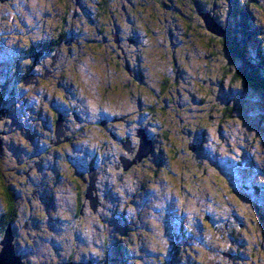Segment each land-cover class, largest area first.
Wrapping results in <instances>:
<instances>
[{"label":"rangeland","instance_id":"1","mask_svg":"<svg viewBox=\"0 0 264 264\" xmlns=\"http://www.w3.org/2000/svg\"><path fill=\"white\" fill-rule=\"evenodd\" d=\"M216 2L0 0V91L5 88V75L18 84L24 73L26 86L18 92L22 93L17 101L20 107L28 98L35 105L33 112L40 107L49 119H56V128L49 125L40 129V137L33 136L34 141L43 143V137L46 139L52 129L57 138L61 136L65 117L56 116L50 104L57 102V96L65 95L86 125L92 124L89 141L107 143L106 160L117 163L115 171L111 165L105 166L110 184L109 176L105 178L97 172L94 182L86 179L88 187L67 170L61 178L59 172L47 166L44 171H36L32 177L36 185L57 196L54 208L48 203L33 206L34 216L47 211V222L45 217L43 222L36 221L27 205L28 190L31 194L35 186L26 191L15 190L21 195V222L29 220L31 226L23 224L20 231L8 229L11 245L23 263L95 264L92 260L102 250L106 255L104 264H158L159 254L168 248L171 264H202L200 261L210 257L214 249V256L219 257L216 263L264 264V90L235 82L234 70L239 62L230 60L220 38L207 29V25L220 28L213 15L219 16L226 28H233L235 18L241 17L239 9L248 2L240 0L235 6L231 0ZM248 10L252 27H259V38L251 39L250 44L252 56L257 57V47L264 52V0L249 3ZM64 30L66 33L61 34ZM59 36L64 44L61 51L56 47L54 55L59 51L60 64L65 65L61 73L53 72L45 57L34 60L32 55L22 54L31 44L57 41ZM116 40L123 43L119 45L122 50ZM133 40L138 44H133ZM203 100L205 104L201 105ZM226 103L232 106V117L224 111ZM154 106L156 113L152 111ZM100 108L110 110L112 113H108L117 118L125 117L126 121H111L104 129L96 124L103 114L98 112ZM20 111L26 114L25 122H32L35 128L42 125L38 119L31 120L39 116H32L30 106ZM71 121V128L77 129L76 121ZM25 122L20 119L6 126L0 120V141L7 147V160L4 166L0 164V217L7 205L5 187L13 185L12 173L5 169L15 164L12 157H23L20 150L28 144L32 159L38 161L42 157L30 138L22 136L24 131L18 126H28ZM141 129L147 137H139ZM111 133L119 139L128 136L129 141L123 145L133 148L132 155H127ZM80 134L83 133H76ZM144 141L143 149L149 152L153 147L157 154L138 167L130 166L127 175L121 177L123 180L116 179L115 173L125 170L121 156L134 161L131 156L134 152L137 156ZM55 149L58 150L53 153L58 158L63 146ZM78 151L82 157L88 153L83 148L73 153ZM45 157L49 163L56 161L50 154ZM29 162L32 168L39 166L33 160ZM14 179L29 183L25 176ZM91 182L92 188H100L99 193H103L102 188L111 187L110 193H105L108 198L104 205L106 208L109 204L107 210L117 218L109 222L107 230L112 233L106 245L99 237L97 223L101 209L93 212L85 207L78 232L72 214L66 212L68 206L85 201L82 191L89 189ZM120 216L131 220L130 227L124 225ZM187 216L189 221L184 222ZM182 225L190 232L187 239L178 236ZM6 233L0 237V253ZM73 234L78 237L73 238ZM74 241L82 246L71 252L70 243ZM204 247L207 254L194 252ZM170 248L181 252L189 249L196 256L184 253L183 261L178 262L173 260L177 254Z\"/></svg>","mask_w":264,"mask_h":264},{"label":"trees","instance_id":"2","mask_svg":"<svg viewBox=\"0 0 264 264\" xmlns=\"http://www.w3.org/2000/svg\"><path fill=\"white\" fill-rule=\"evenodd\" d=\"M213 1L216 2V0H213ZM224 1L226 2V0H224ZM258 1L259 0H247L248 3L244 6H242L243 8L239 9V15H241V17L239 18V16H238V18H235L236 23H235V26L233 28H231V27L226 28L223 24V21L219 19V16L213 15V17L215 19V22L224 31L223 36H218L220 38L221 43H222V47H224V50L228 53L231 61H234L235 63L239 62V66H237V68L234 70L235 82L240 81V82H242V85L244 87H249L250 89L262 91V90H264V52L262 51V47H257V48H259L256 51L257 57H254L251 54V51H250L251 50L250 44L252 43L251 39L259 38V36H258V30H259L258 28L259 27L258 26L252 27V23H251L252 17L249 16V14H251V13L248 10L249 3L257 4ZM231 2L235 6V5H239L240 0H231ZM213 4L214 3H212L210 5H213ZM198 6L199 5H197V10L200 11ZM210 14H212V13H210ZM65 33H66V30H64L61 34H65ZM255 33H256V37L254 36ZM116 45H118V46L123 45V43L122 42H118V43L116 42ZM56 46H59V45H57V44L51 45V44H48L47 42H43L41 44L35 45L34 47H28L27 50H28V54L32 55L35 59L36 58L38 59L40 57H41V59H43L44 57L47 58L48 59L47 62L49 64L50 60L48 57L55 52ZM119 48L121 49L120 46H119ZM126 59H128V58L126 57ZM29 61L32 62L33 59H29ZM30 66H31V64L27 65L28 68H30ZM134 75L136 76V74H134ZM5 77L7 78L6 80L3 81L5 88H2L0 91V110H2V112H4V113L7 110L8 111H7L6 115H3V114L0 115V118H1L0 120L3 121V123L6 126H8L7 125L8 122H11V121L17 122V120L20 121V119L25 122V119H27V118H25L26 114H23L20 111V109L23 108V109L28 110V107H27L28 103L24 101L23 105L20 107V105L17 102L21 99L20 96H22V93L19 95L18 92L25 89V86H26V84L23 81L24 79L23 80L20 79V81L16 80L18 82V84H16V83L14 84L15 79L14 80L12 79L10 81V79H9L10 76L5 75ZM19 85H21L22 88H21V86L19 87ZM3 94H6V97L3 96ZM245 96H246V94H245ZM59 98L61 99V105L58 104V107L56 108V110L55 109H53V110H54L56 116L61 115L63 112V115L65 117V124L68 125V127L70 129H72L71 125H73V123L71 121V118H73V114L70 111V109H72V107L70 106V103L67 99V96L60 95ZM23 99H24V97H23ZM201 102H202L201 105L205 104L204 100ZM18 105H19V107H18ZM223 106L225 108L224 111L228 113L229 117H232V115H233L232 106H230L228 103H226V105H223ZM155 109H156V107L154 106L152 108V111L154 113H156ZM63 115H62V117H63ZM26 122H27L28 126H25V125L24 126H22V125L18 126L17 125L18 127L22 128V131H24V132H21L22 136H27V138H30L29 139L31 141L30 143L37 150V153H38V151L42 152L43 151L41 149L42 147L37 148L35 141L33 139V136L38 135L39 130L43 129V127H41L42 125L40 126V124H39V125H37V128H35V127H33L34 126L33 124H32L33 126H31L30 124H28V121H26ZM134 122H135V126L138 125V123H136V121H134ZM54 125L55 124L53 123V127H54ZM91 126H92V124L86 125V122L84 124L78 123L77 129L75 130L74 134H71V136H70L67 133H64L63 139L59 140V142H66L67 144L65 143V146H63V150L59 151L60 154L57 153L59 155V156L57 155L58 158H55L54 154L56 155V153H53V151L57 152L56 150H58V149H56V150L50 149V147L53 146L54 144H56V141H57V140H55V138H53L52 133H48V136L45 139V143H46L45 145L48 146L47 149H49V151L47 153H45L43 151L44 153L42 152V157L38 158L37 159L38 161L35 160L36 158L35 159L31 158V155L33 154V152L30 151V149H29L30 144H28L27 148L20 150L21 154H24L23 157H20V156L12 157V158H14L13 163H15V164L11 165L10 168L5 166V167H7V168H5L6 172L8 173V171L10 170L12 173V182H13L12 184L13 185L11 187H8V186L5 187L4 201L7 205H6L5 211L2 213V215L0 217V237L1 238L4 236L6 231L10 228H13V229H16L17 231H20L19 229L23 227L22 226L23 224H24V226H26L28 228L31 227L30 223L28 222L29 220H25V221L21 222V219L19 216L20 215V206H21L20 205V196L21 195L19 194L20 193L19 191L15 192L16 189H18V190L19 189L20 190L21 189L22 190L27 189L28 190L30 187L35 186V188H32L33 192L31 194H30L31 189L28 190L29 196H27V205L29 206L30 212L33 216H34L33 209H34L35 205H37V203L38 204H45L44 202H45V200H47V191H46V189H44L40 185L37 186L36 184H38V183H36L35 179L32 178L33 175H36L35 172L39 171V169L41 171H44L45 169H47L49 167L50 159H47L48 157L46 158L45 155L50 154L51 156H53L56 159V162L58 164L62 163L64 165V163H65L64 166L69 170V172L71 173L72 176L79 177V178L84 179V180L88 179L89 172L87 170H88L89 166L87 164H85L84 161H82V159L80 158L79 155H76L73 153L72 145L75 142H77L78 139L81 140V138H84V141H89L90 137H88V135L92 134V128H93ZM25 129H26V131H25ZM72 130H74V129H72ZM137 130L138 129H136L135 131H137ZM77 132H81L83 134L76 135ZM194 132L195 131H193V133ZM200 132H201L200 134L202 136L203 130H201ZM197 133L198 132L196 131V135L198 136ZM121 141H126V137L125 136L122 137ZM2 146L3 147H1V150H0V164L4 166V163L7 160V155H6V150H5L7 147L4 143L2 144ZM31 149L33 150L32 146H31ZM70 149H71L72 153L70 152ZM154 153H155V150L153 148L148 157L142 159L141 161L137 160L138 162L136 163L135 167H138L139 164L144 163L146 160H149L153 156L152 154H154ZM155 154H157V153H155ZM133 158L137 159L136 152H134ZM30 160H33V163H35V164L38 163L39 166H36V169L34 167L32 168V164H30V162H29ZM63 161H65V162L63 163ZM22 164H23V166H22ZM116 164H114V165H116ZM119 165H121V164H119ZM24 166H26V167H24ZM46 166H47V168H46ZM115 169L117 170L116 167H115ZM89 171H90V169H89ZM128 172H129V169L122 171V173H126L124 175H127ZM59 175H60V178L64 176L63 173L61 174V171L59 172ZM16 176H25L26 178H28L29 183H27V180H25V179L18 180L15 182L16 179H14V178ZM120 177H123L122 174H120ZM118 180H120V178ZM86 185H87V183H86ZM98 189L99 188L95 189V191L93 192V196H95L94 195L95 193H96V195H97V193H99ZM103 190H104V188H102V191ZM82 193L85 197V201L87 204L86 208H89V209H91V211L95 212L91 208L89 200L86 198L87 191L84 190V191H82ZM96 198H97V196H96ZM32 200H34L35 203H32V205H31L29 203V201L32 202ZM54 200L56 201L55 198H54ZM24 203H25V200H24ZM83 203H84V201L82 200L79 205H75L74 207L71 205L70 206L71 209L66 210V212H70L72 214V221H74L73 225H75V228H77L76 232H78V227L82 226L83 219H84V212H85L84 208L85 207L82 205ZM46 214H47V211L45 210V211H43V213L40 214V216H34V218L38 222H43V218L45 217L46 218L45 222H47V221H49V218ZM103 216H105V217H103ZM99 217L101 218L100 221H97V223L99 224V232L101 234L99 237H100V239H103V244L106 245V244H108L109 237L112 233V232H109V230H107L109 222H110V220H111V222L112 221L115 222V219L117 217L113 216L112 212H110L109 210H106V209H102L101 215ZM119 218H121L123 220V223H125L124 225L127 224V226L130 227V222H131L130 219H127L128 220L127 221L126 217L120 216ZM261 220L264 221L263 218H261ZM57 221L61 222L62 220L60 217H58ZM100 226H103V227L101 228ZM81 234L82 233H79V235H81ZM76 235L73 234L72 235L73 238H77L78 234H76ZM195 237L197 238L196 234H195ZM182 238H184V237H182ZM70 245L72 246L71 252H73L77 247L82 246L81 244H79V241H74L73 243H70ZM104 248L105 247H103V249ZM157 248H158V245H157ZM170 250L173 251L175 254H177L176 256H173L174 257L173 260H176L178 262L183 261L184 253H187V255L189 257H190V255L196 256V254H194V252L197 254H207V251H205L206 250L205 247L200 248V249L194 251L193 253H191L189 251V249H186L185 250L186 252L183 250L181 252V251L175 250L173 248H170ZM219 250H221V249H219ZM99 251H100V253L97 256V258L95 260H92V261L95 264H104L103 260L104 261L106 260V255H104L102 250H99ZM156 251H157V255H158V249ZM167 251H168V248L163 250L161 252L162 254L161 253L159 254V256H161L160 257L161 259H160V262H158V264H171L170 261L172 262V259H171V257L168 256ZM215 251H216V249L212 250V252L208 251L211 253V256L206 257L205 260L200 261V262H202V264H212V263L220 264V263H216V261L218 260L219 257H215L216 256ZM71 252L66 253V254L64 253V254L67 255L66 257H68ZM53 254H54V252L52 253V255ZM187 255H186V258L189 259ZM217 256H220V254L218 253ZM197 257H198V255H197ZM116 259H119V258L116 257ZM126 262H124V263L126 264Z\"/></svg>","mask_w":264,"mask_h":264},{"label":"flooded vegetation","instance_id":"3","mask_svg":"<svg viewBox=\"0 0 264 264\" xmlns=\"http://www.w3.org/2000/svg\"><path fill=\"white\" fill-rule=\"evenodd\" d=\"M61 35V34H60ZM72 39V38H71ZM45 42H47L48 44H51V45H55V44H57V45H59L58 46V48H59V51H61L60 50V48H61V46H62V44H64V39L61 37L60 38V36H59V40H57V41H54V40H52V41H45ZM133 43H135V41H132ZM136 44V43H135ZM138 44V43H137ZM136 44V45H137ZM57 47V46H56ZM59 51H58V53H57V55L55 56L54 55V53L56 52V50H55V52L52 54V55H50L48 58H49V60H50V63L48 64V65H50V68L51 69H53V72H55V73H61L62 71H63V69L65 68V65H63V64H60V54H59ZM37 59V58H36ZM35 59V60H36ZM52 59V60H51ZM127 69H128V71L131 73L132 71H130L131 69L129 68V67H127ZM15 74V73H14ZM13 74V75H14ZM47 75H49L48 73H47ZM23 76H24V73L22 74V76H21V80H23ZM39 77V76H38ZM20 79H19V81H20ZM44 96V95H43ZM24 97V96H23ZM42 97V96H41ZM67 99H68V101L70 100L69 99V97H67ZM45 101H47L46 99H44ZM56 100H57V102L55 103L54 102V104L52 105V104H50V102H49V104H50V107L52 108V110L53 109H55L56 110V108L58 107V104L59 105H61V99L59 98V96H57L56 97ZM25 101L27 102V103H29L28 104V108H29V106L31 107V109H32V116L34 115V116H36V115H38L39 117L37 118V117H35V118H33V119H31V120H35V119H38V120H40L41 122H42V127H43V129H45L46 127H48L49 125H53V123L55 124V122H56V119L54 118V117H52L51 119H49L48 117H47V115L44 113V112H42L41 111V109H40V107H37L36 109H35V112H33V108H34V104H32L31 102H30V100L27 98V100L25 99ZM69 103H70V106L72 107V109H70V111H71V113L73 114V119H74V121H76L75 122V124H84L86 121L84 120V119H82V117L80 116V114L78 113V112H76V111H74L75 110V106L73 105V103L72 102H70L69 101ZM79 105V104H78ZM54 106V107H53ZM77 106V105H76ZM92 108V107H91ZM92 109H94V108H92ZM74 111V112H73ZM37 112V113H36ZM53 112H54V110H53ZM98 112H100V113H103V114H101V119H100V121L98 122V123H96L97 125H101L104 129H108V126H109V122L111 123V121H122V122H125L126 121V118L125 117H122V118H117L114 114H109L108 112H110V113H112L110 110H105L104 108H100L99 110H98ZM36 113V114H35ZM55 113V112H54ZM61 115H63V112H62V114ZM64 116V115H63ZM30 120V121H31ZM28 124H30L31 126H32V122H30V123H28ZM95 124V125H96ZM97 127V126H96ZM52 128H56L55 127V125H54V127L52 126ZM98 128V127H97ZM54 129H52V134H53V138H55V140H57L56 141V144H54L53 146H51L50 147V149H52V150H56L55 148H58V147H62V146H65V143L66 142H59V140H61V139H63V137H64V133H67L68 135H70L71 136V134H74L75 133V130L76 129H74V130H72V129H70L69 127H68V125H66L65 124V126H64V129H63V132H62V134H61V136L60 137H56V133H54ZM99 129V128H98ZM36 136V135H35ZM39 137H40V132H39ZM124 137V136H123ZM125 137H126V140H128L129 141V138H127L128 136L127 135H125ZM111 138L112 139H114L116 142H117V144L119 145V144H121L122 143V145H123V143H124V141H121V138L119 139V138H117L114 134H112L111 133ZM39 139V138H38ZM43 139H44V142L43 143H38V140L35 142V144H36V146H37V148H41L45 153H47L48 151H49V149H47V147L48 146H46L45 144V138L43 137ZM69 143V142H68ZM86 143H88L89 144V146H86ZM67 144V143H66ZM134 145V144H133ZM72 147H73V151L75 150V149H79V150H81L82 148L85 150V151H87L88 153H86L85 154V156L84 157H82V153H80V151H78L77 153H76V155H79L80 156V158L82 159V161H84V163L85 164H87L88 166H89V168H88V172H89V169H91V168H94L98 173H101L102 175H104L105 176V178L107 177V176H109L110 177V174H108V172H106V170H105V166H107V165H113L112 167H113V169H114V171L116 170L115 169V165L114 164H111V163H108L107 161H109V160H106V151H108V144L107 143H104V142H102L101 140H96V141H93V142H90V141H84V138H81V140H80V142H75L73 145H72ZM123 147H124V145H123ZM90 148V149H89ZM90 150H93L92 152H90L89 153V151ZM126 153H127V155L128 154H130V155H132V151H133V148H128V147H124V149H123ZM129 150V151H128ZM42 151V152H43ZM42 152H38L37 154H41ZM91 155V156H90ZM122 154H117V156L118 157H120ZM126 157H124L123 155L121 156V162H124V161H129L130 162V160L129 159H125ZM133 157L131 156V159H132ZM109 159H110V157H109ZM116 162H118V161H116ZM63 163H64V161H63ZM123 164V163H122ZM64 165H65V163H64ZM62 163L61 164H58L56 161H54V162H52L51 161V163H50V165H49V167L48 168H52V170H55L56 172H60L61 171V174L63 173L64 175L66 174V170L69 172V170L64 166ZM119 166L120 165H118V168H119ZM65 167V168H64ZM108 167V166H107ZM59 170V171H58ZM63 170H65L64 172H63ZM119 171V170H118ZM122 173V171H120V173L118 172H116L115 173V177H116V179L118 178H120L121 179V177H120V174ZM69 174H71L70 172H69ZM124 174L125 173H122V176L124 177ZM103 176V177H104ZM112 176V175H111ZM114 176V175H113ZM84 183H87V180L85 179H81ZM121 180H123V178L121 179ZM108 181V184H110L109 182L111 181V177H110V179H108L107 180ZM88 184V183H87ZM97 188H99V187H97ZM110 189H111V187H106V188H104V190H103V193H97V198H98V203H100V205H99V207L97 208V211L96 212H98L100 209L102 210V209H106L107 210V208H108V205H106V208H105V205H104V202L107 200V198H108V194L107 193H110ZM99 191H100V188L98 189ZM105 193L107 194V195H105ZM84 196V195H83ZM54 195L53 194H48L47 193V200H45V204H47L48 203V205H50L49 207H51V208H54V207H56V203H57V196H55L54 198L56 199V201L54 200ZM83 200V199H82ZM84 201V200H83ZM51 205H54V206H51ZM84 207H86V201H84V203L82 204ZM104 205V206H103ZM57 209V208H56ZM69 209H71V207L70 206H68V209L67 210H69ZM110 211V210H109ZM113 213V212H112ZM66 223H68V222H66ZM26 227V226H25Z\"/></svg>","mask_w":264,"mask_h":264},{"label":"water","instance_id":"4","mask_svg":"<svg viewBox=\"0 0 264 264\" xmlns=\"http://www.w3.org/2000/svg\"><path fill=\"white\" fill-rule=\"evenodd\" d=\"M205 21L207 22L208 19H205ZM216 28L217 29H212L209 25H207V29L209 31H211L212 33H214L216 36H223L224 31L221 28H218V26ZM116 42L118 43L119 41L116 40ZM25 84H26V81H25ZM1 114H4V112H2V110H0V115ZM144 135H145V130L141 129L139 131V137H141V138L147 137ZM149 142L152 143L150 140H149ZM145 146H146V142L144 141L141 143L140 149L137 153V159H135L132 162L124 161V169L125 170H128L130 168V166H132L133 164H136L138 162L137 160L141 161L142 159L149 156L153 147L151 146L152 149L150 148L149 149L150 151L148 150L149 152H147V151H145V149H143V147L145 148ZM1 147H2V141H0V150H1ZM95 178H96V172H95V170L92 169L89 173V181L91 180L94 182ZM87 187H88V185H87ZM89 187H90L89 189H86V191H87L86 198L89 200L91 208L94 211H96L97 207H98V199L95 196H93V192L95 191V189L92 188V182H91V186L89 185ZM9 235H11V231H7V233L5 235V240L3 242L4 249H3L2 253H0V264H24L21 262L20 258L15 255L13 247L11 245V238Z\"/></svg>","mask_w":264,"mask_h":264},{"label":"bare ground","instance_id":"5","mask_svg":"<svg viewBox=\"0 0 264 264\" xmlns=\"http://www.w3.org/2000/svg\"><path fill=\"white\" fill-rule=\"evenodd\" d=\"M140 146H141V144H140ZM126 159V158H125ZM7 231H9V230H7ZM14 238V237H13ZM4 242V241H3ZM3 249H4V245H3ZM3 249H2V251H3ZM13 250H14V248H13ZM2 251H1V253H2ZM14 253H15V251H14ZM16 255V254H15ZM20 258V257H19ZM21 260V259H20ZM21 262H22V260H21ZM23 263V262H22ZM25 264V263H24Z\"/></svg>","mask_w":264,"mask_h":264}]
</instances>
